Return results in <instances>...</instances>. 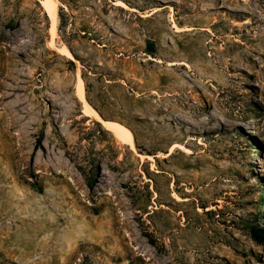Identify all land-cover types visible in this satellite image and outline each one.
<instances>
[{
	"label": "rangeland",
	"instance_id": "1",
	"mask_svg": "<svg viewBox=\"0 0 264 264\" xmlns=\"http://www.w3.org/2000/svg\"><path fill=\"white\" fill-rule=\"evenodd\" d=\"M118 1L0 0V264H264V0Z\"/></svg>",
	"mask_w": 264,
	"mask_h": 264
},
{
	"label": "bare ground",
	"instance_id": "2",
	"mask_svg": "<svg viewBox=\"0 0 264 264\" xmlns=\"http://www.w3.org/2000/svg\"><path fill=\"white\" fill-rule=\"evenodd\" d=\"M40 2H41V5L45 13L49 16V19L51 21L50 29H49V32L51 34V45L55 46L54 41L57 40V38L59 37L58 31H57L58 11H59V6H60L59 0H40ZM117 6L126 8V9L128 8V5L124 3L122 0L117 2ZM172 21L174 22L173 27L175 28L176 32H182V30L189 31L193 29V27H187V28L179 27L174 18L172 19ZM57 49L60 54L78 63L76 56L66 44H62L60 47H57ZM175 63L176 62L172 61L168 65L174 66ZM178 63L182 65H187L186 62H178ZM75 93H76L77 98L82 103V115L81 116L87 117L93 121L99 122L103 126L104 129L111 132V134L115 137V139L120 144L130 146L132 150L136 149L133 132L128 126L118 121L104 119L102 115L94 107H92V105L89 103L86 97L84 81H83V78L80 76V73H77ZM176 146H178L181 149L183 148V150L186 149L185 151L190 152L189 149L181 146L180 144H175L174 146L171 147V149H173ZM147 157L152 158V156H147Z\"/></svg>",
	"mask_w": 264,
	"mask_h": 264
},
{
	"label": "trees",
	"instance_id": "3",
	"mask_svg": "<svg viewBox=\"0 0 264 264\" xmlns=\"http://www.w3.org/2000/svg\"><path fill=\"white\" fill-rule=\"evenodd\" d=\"M251 236L259 244H264V229L257 227L251 228Z\"/></svg>",
	"mask_w": 264,
	"mask_h": 264
}]
</instances>
